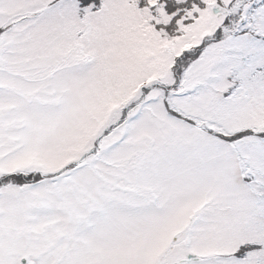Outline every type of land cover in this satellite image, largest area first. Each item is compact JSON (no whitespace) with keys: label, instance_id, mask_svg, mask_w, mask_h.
Here are the masks:
<instances>
[{"label":"snow or ice","instance_id":"obj_1","mask_svg":"<svg viewBox=\"0 0 264 264\" xmlns=\"http://www.w3.org/2000/svg\"><path fill=\"white\" fill-rule=\"evenodd\" d=\"M0 264H264V0H0Z\"/></svg>","mask_w":264,"mask_h":264}]
</instances>
